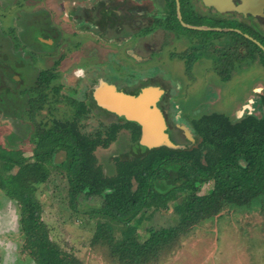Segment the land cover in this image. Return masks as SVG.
<instances>
[{
  "label": "flooded vegetation",
  "instance_id": "obj_1",
  "mask_svg": "<svg viewBox=\"0 0 264 264\" xmlns=\"http://www.w3.org/2000/svg\"><path fill=\"white\" fill-rule=\"evenodd\" d=\"M22 1L36 5L17 7V25L10 39L15 56L0 62V97L27 106L35 102L36 117L51 93L56 96L53 105L65 101L74 117L83 119L99 110L95 100L105 84L113 89L114 94H108L116 105L119 96L134 100L144 92L157 93L155 109L165 122L169 114L164 103H199L215 88L219 89L217 102H224L227 96L222 87L237 76V70L246 69L247 59L264 66V0ZM10 33L1 49L9 47ZM174 68L183 74L174 76ZM196 69L208 77L207 92L197 102L189 96L173 100L166 88L182 91L187 86L185 78L195 77ZM67 73L74 75V88L64 86ZM258 81L240 82L245 86L241 97ZM78 84L83 93L79 101L75 100ZM259 91L263 103L264 86ZM252 93H258L257 89ZM106 113L114 121L135 123L118 112ZM157 136L178 147L169 128L164 126ZM134 143L149 150L170 149L143 145L141 127Z\"/></svg>",
  "mask_w": 264,
  "mask_h": 264
},
{
  "label": "trees",
  "instance_id": "obj_2",
  "mask_svg": "<svg viewBox=\"0 0 264 264\" xmlns=\"http://www.w3.org/2000/svg\"><path fill=\"white\" fill-rule=\"evenodd\" d=\"M35 105L28 104L27 114L33 123ZM187 105L193 107V103ZM183 118L200 139L196 147L158 148L132 160H117L113 177L101 173L92 153L97 146L113 142L121 127L129 129L131 140L137 142L140 127L136 123L113 125L103 140L94 141L79 135L75 127L66 130L36 125L30 158L22 151L0 149V190L16 204L21 252L41 264L42 255L51 247L35 190L50 177L38 164H53L59 152L65 157L56 168L67 182L69 203L72 205L81 194L101 198L100 207L91 213L99 221L90 245L108 246L120 264H148L226 205L248 206L264 198V116H246L235 122L220 113ZM101 135L97 134L99 138ZM210 183L212 188L200 195L201 188ZM177 201L183 208L179 224L151 228L148 238L141 242L137 231L144 216L167 210Z\"/></svg>",
  "mask_w": 264,
  "mask_h": 264
},
{
  "label": "rangeland",
  "instance_id": "obj_3",
  "mask_svg": "<svg viewBox=\"0 0 264 264\" xmlns=\"http://www.w3.org/2000/svg\"><path fill=\"white\" fill-rule=\"evenodd\" d=\"M20 4L25 9H31L36 5L22 0H0V35L13 31L11 35L9 34V43L11 37H14V28H10V25L16 18L17 7ZM6 24L8 26H5ZM4 57L0 54V62ZM245 64L246 69L237 70V76L234 75L222 87V93L227 96L224 102H217V99H220L217 97L218 88L214 89L213 94L209 92L211 97L208 94L207 99L197 102L203 92H207L208 81L206 74L198 69L194 74L195 77L185 78L187 86L182 91L178 88H166L173 100L187 99L189 96L197 102L193 103V107L180 102L162 105L169 114L164 124L170 129L172 138L178 146L176 150L191 149L200 143V139L181 117H196L199 113H220L235 122L247 115L257 119L264 116V106L260 99L263 97V92L259 91V87L264 86L261 82L264 80V66L250 62L249 59ZM171 73L174 76H181L183 71L174 68ZM67 74L64 86L66 89L74 88L76 85L74 75ZM255 80L258 82L250 86L245 96L241 97L245 87L242 86ZM81 85L78 84L77 87L75 98L77 101L83 96L82 90L79 89ZM255 89L258 92L256 94L252 93ZM7 101L0 97V149L4 152L22 151L26 158L32 156L34 148L32 135L36 125L66 130L75 127L79 135L93 141L103 140L105 132L113 125H125L123 121H114L111 117L105 116L100 109L83 115V119L74 117L72 108L65 101L55 102L53 105L52 101H56V96L51 93L48 94L43 110L38 111L34 123L28 118L26 113L28 106L25 102L13 98ZM182 127L187 133L181 129ZM99 133L102 134L101 138L97 136ZM182 135L184 138L181 137ZM148 150L134 143L129 129L121 127L113 142L106 147L97 146L92 155L101 173L105 177H113L116 174L117 160H132L144 155ZM64 157L65 154L59 152L53 164H38L39 169L50 175L46 183L36 187L35 195L41 206L42 221L48 227L52 243L42 255L40 263L120 264L113 258L108 246L90 245L99 221L91 213L100 207L102 201L98 196L81 194L72 205L69 203L67 182L56 168ZM1 166L0 162V168ZM211 188V183L204 185L199 194L205 195ZM177 202L167 210L148 212L144 216L137 231L141 242L148 238L147 230L151 228H169L179 224L183 208L179 201ZM18 219L16 204L7 198L5 191L0 190V264H35L26 253L21 252L22 238L18 232ZM148 264H264V198H258L248 206L226 205L217 216L198 224L187 234L180 236Z\"/></svg>",
  "mask_w": 264,
  "mask_h": 264
},
{
  "label": "water",
  "instance_id": "obj_4",
  "mask_svg": "<svg viewBox=\"0 0 264 264\" xmlns=\"http://www.w3.org/2000/svg\"><path fill=\"white\" fill-rule=\"evenodd\" d=\"M99 92L103 96L104 91L100 90ZM119 98V105L113 104L111 98L109 100L99 99L98 103L100 106L106 107L107 110L115 114L118 112L119 115L125 116L126 119L137 123L141 127V141L143 145H164L170 149H176L168 138L157 136V132L164 129L165 126L164 120L161 119L158 114L159 112L155 109L157 95H150L144 92L138 99L134 100L124 96H119ZM181 129L186 131L184 127Z\"/></svg>",
  "mask_w": 264,
  "mask_h": 264
},
{
  "label": "crops",
  "instance_id": "obj_5",
  "mask_svg": "<svg viewBox=\"0 0 264 264\" xmlns=\"http://www.w3.org/2000/svg\"><path fill=\"white\" fill-rule=\"evenodd\" d=\"M6 3H7V1H6ZM16 25H17V20H14V21H13V24L10 25V28H14V29H15ZM5 26H8V25L6 24ZM8 33H9V32H6V33H2V35H0V41H1V46H2V47H4V40L7 39L6 34H8ZM8 43H9V42H8ZM2 44H3V45H2ZM9 46H10V47H7V46H6V47H5L6 49H1V47H0V54H1L3 57L6 56V58L8 59V61H11V60H13V58H14V56H15V53H14V48H13L12 44L9 43ZM7 48H8V49H7ZM101 90L104 91L103 94H102L103 96L100 95V92L97 93V97H96V101H97V103L99 102V99H102V100H109V99L111 98V97H109V96H110L111 94H114L113 89H112V88L109 89V87L106 86L105 84L103 85V87H102ZM108 90H110V91H108ZM108 93H111V94L109 95ZM148 94H150V92H149ZM155 95H157V101L155 102V106H156V105L158 104V100H159V98H158V94H157V93H155ZM0 96H1V95H0ZM102 97H103V98H102ZM124 97H125V96H124ZM97 106L100 107V108H98V109H100V110L102 111L103 114H107L106 112L113 113V112L107 110L106 107H102V106H100L99 103H98ZM157 107H158V106H157ZM104 110H105V112H104ZM114 114H115V113H114Z\"/></svg>",
  "mask_w": 264,
  "mask_h": 264
},
{
  "label": "bare ground",
  "instance_id": "obj_6",
  "mask_svg": "<svg viewBox=\"0 0 264 264\" xmlns=\"http://www.w3.org/2000/svg\"><path fill=\"white\" fill-rule=\"evenodd\" d=\"M103 98V97H102ZM96 101V100H95ZM95 103V102H94ZM98 104V103H97ZM104 112H105V110H104ZM107 115V114H106Z\"/></svg>",
  "mask_w": 264,
  "mask_h": 264
}]
</instances>
